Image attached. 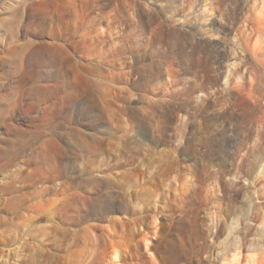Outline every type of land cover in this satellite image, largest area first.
<instances>
[{"label":"bare ground","instance_id":"1","mask_svg":"<svg viewBox=\"0 0 264 264\" xmlns=\"http://www.w3.org/2000/svg\"><path fill=\"white\" fill-rule=\"evenodd\" d=\"M127 13L126 7L114 6L107 1L0 0V78L6 84L0 86V127L15 145L14 153L9 152L8 157L0 162V193L11 183L24 178L29 183L32 181L46 185L44 190L37 192L41 195H56V189L49 192L48 186H58L57 192L66 195V184H87V197H79L71 206L75 212L73 220L71 219L74 224L84 217L89 220L98 219L90 213L93 204L89 197L101 192L103 187L119 181L129 182L127 186L134 193V201H131L133 211L138 209L142 212L139 195L143 189H151L149 197L152 196L150 199L157 203L156 206L164 195L168 196L169 189L176 182L175 175L168 181V185L165 184L167 187H164L169 190L166 193L162 187L163 175L160 176L158 169L155 170L158 166L151 165L154 167L152 169L147 165V168L143 165L141 169L135 167L138 163L135 155L139 151L135 150L134 155L128 146V122L121 124L116 117L115 104L120 77L124 74L127 82L136 81L138 85L146 83L144 67L138 65L134 53L145 49L147 24L142 16L143 10L137 8L138 36L134 41ZM211 22L215 26L218 19ZM219 29L224 33L229 30L222 25ZM259 29V33L263 34L261 27ZM251 34L244 23L232 32L230 46L241 56L239 64L242 69L239 70L238 65L232 66L227 61V64L224 61V66L219 63L213 83L222 81L223 85H234L231 78L235 76V83L238 86L249 85L245 93L253 94L258 100L260 97L264 98V41L252 44ZM197 42L204 50L215 51L222 60L223 57L224 60H230L229 45L224 43L221 48L217 47L222 44L217 37L207 36ZM211 80L212 76L208 72L200 79L196 76V85H207ZM29 97L32 99H24ZM250 109V113L264 114L261 105H253ZM119 129L123 131L120 134ZM135 135L145 138L142 125ZM244 138L232 137L227 139L225 145L232 149L233 143L242 142ZM3 142L2 138L0 148ZM231 167H224V170L229 172ZM236 167L239 176L224 182V200L219 198V201L237 200L240 198V190L245 189L249 206L239 218L228 216L225 213L228 204L224 203L227 207H223L222 201L220 204L217 199L216 220L207 212L201 219L195 216L196 220L192 226L189 225V229L182 223L181 229L189 237L185 243L187 245L181 248L172 238L165 252L160 250L162 253L154 255L149 249L148 228L144 226L147 221H141L144 218L141 217L137 222L135 217L128 220L118 216L110 217V220L108 217V225H104V229L101 227L103 235L99 234L103 237V242H94L95 236L92 237V234L93 239L85 237L83 240L82 235L81 239L85 243L64 249L65 255L60 257L63 258L61 264H219V261L220 264H264V255L253 239L255 231L260 229L264 233V182L260 185L258 181L264 179V171L254 172V176L249 178L248 174L251 172L246 171L245 166L238 164ZM68 170L70 174L66 177L64 173ZM245 182L247 183L244 184ZM199 183H193L191 187L195 190L203 189L204 185ZM204 198L207 199L208 195ZM118 205L111 203V213L115 210L122 212ZM156 206L155 211L158 213L159 207ZM69 209L68 206L62 207L60 213ZM259 213L262 214L260 223L257 222ZM157 215L153 218L156 223ZM93 226H96L95 223ZM156 230L157 234L159 230ZM134 233H138L139 240L146 243L143 245L144 252L149 254L146 261L139 259L140 247L137 243H131ZM100 239L99 237L96 241H102ZM53 260L47 257L43 264H58Z\"/></svg>","mask_w":264,"mask_h":264},{"label":"rangeland","instance_id":"2","mask_svg":"<svg viewBox=\"0 0 264 264\" xmlns=\"http://www.w3.org/2000/svg\"><path fill=\"white\" fill-rule=\"evenodd\" d=\"M95 1L98 3L107 1L111 5L128 9L127 16L131 23V37L134 41L138 36L136 27L139 13H137V8L143 10L142 16L147 24L145 49L143 52L134 53V57L138 65L144 67L146 83L138 85L136 81L132 83L128 80L127 82L124 74L120 77L115 104L116 117L121 124L128 122V146L131 152L139 151L138 155L132 152L136 154V162H138V166L137 164L134 166L139 169L141 165L146 168L151 165L158 166L155 170L158 169L160 176L163 175L164 180L161 178V181H164L162 182L164 185L161 184V186L165 190L166 185L175 175L176 182L174 185L172 183V188L175 190L171 188L169 193V190H166L168 196L164 195L161 198L163 200H159L157 205L159 212L157 213L155 211L157 203L150 199L152 196L149 197L151 189H143L141 196L139 195V202L143 208L140 210L142 212H139L138 209L131 210L134 193L131 188L129 189L130 186H127L129 182H124L126 181L124 180L123 183L119 181L107 185L101 192L89 197L93 204L90 213L96 215L98 219L89 220L88 217H84L83 220L80 219L74 224L72 217L75 212L71 206L79 197H87L85 195L89 190L87 184H66V195L65 193L60 195L57 192L58 186L57 188L48 186L49 192L51 189H56V195H52L53 193L41 195L37 192L44 190L46 185L35 184L36 182L32 183V181L29 183L30 181L25 178L20 179L16 183H11L0 193V264H43L47 257L61 264L63 258L60 259V257L65 255L66 248L74 244L83 245L85 237L90 239L94 235V242L102 243L103 237L100 236L103 235L102 228L108 225L112 217L117 218V216L120 219L126 218L125 220L135 217L137 222L142 217L144 220L141 219V221L148 222L144 226L148 228L149 249L154 252V255L157 252H165L172 238L176 240L178 246L183 248L187 245L185 243L188 242L189 237L187 233L185 234V230L181 229L182 223L189 229V225L192 226L193 221L196 220H194L195 216L201 219L207 212H210L216 220L218 214L216 215L215 212L218 213V211L215 208L217 206L215 202L217 199L219 203L224 200L222 197L224 182L227 183L239 176L236 167L238 164L245 166L246 171L251 172L248 174L249 178L254 176V172L264 171V114L250 113L253 105H261L264 108V98L260 97L257 100L253 94L252 96L248 92L250 98L246 94L249 85L248 87L247 85L238 86L235 83V76L234 79L231 78L234 85H223L222 81L220 82L222 85L213 83L215 70L219 63L224 66L225 61V64L238 65V69L239 67V70L242 69L239 64L241 56L234 47L230 46L232 32L238 30L242 23L246 30L252 33V44L255 41H264V32L259 33L260 27L264 31V0ZM213 19H218L215 26H212ZM221 25L229 30L225 33L221 32L219 29ZM207 36L217 37L222 43L219 44L221 46H217L219 48L224 43L229 45L230 57L228 58L230 60L228 58L224 60V57L222 60L221 57H217L215 51L204 50L198 45V39H204ZM242 71L244 73V69ZM208 72L212 76L210 83L196 85V76L200 79ZM0 76L2 77L1 73ZM3 85L6 84L0 78V86ZM24 99L31 100L32 97ZM140 125L143 127L144 139L135 135ZM119 130H121L118 131L119 134L123 132L122 129ZM240 136L246 138L242 142L233 143L232 149L225 145L227 139ZM2 138L4 142L0 148V162L8 157L9 152L13 154L15 150L11 138L6 136L3 128L0 127V141ZM230 165L232 169L229 172L225 171L224 167ZM153 166L151 169L154 168ZM68 174H70L69 170L64 173V176L68 177ZM258 181L262 185L264 179ZM193 183L204 185L203 189L197 188L196 191L192 188ZM247 197V191L241 189L239 199L231 202L222 201L223 207L228 204L225 213L233 219L239 218L249 206ZM219 198L222 200L219 201ZM111 203L119 204L118 206L124 212L119 213L115 210L111 213ZM224 203L227 204L223 205ZM65 206L70 209L65 213H60V209ZM222 211L224 212V208ZM155 215H157V223L155 219L153 220L156 218ZM108 217H111L110 220ZM261 217L262 214L259 213L258 223L261 222ZM152 222L155 224H151ZM94 223L96 226H93ZM155 225L159 230L157 234L154 231L156 230ZM137 234L132 235L134 238L131 243L133 245L137 243L141 248H139V259L146 261L149 255L144 252L143 245L146 243L140 241L139 234ZM254 234L253 239L264 255L263 230L259 229ZM99 237L102 241L97 242L96 239Z\"/></svg>","mask_w":264,"mask_h":264}]
</instances>
